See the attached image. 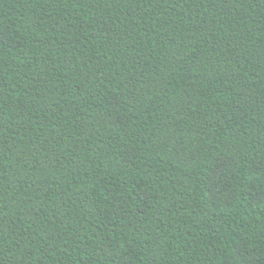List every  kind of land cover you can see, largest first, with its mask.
<instances>
[{
    "label": "trees",
    "instance_id": "trees-1",
    "mask_svg": "<svg viewBox=\"0 0 264 264\" xmlns=\"http://www.w3.org/2000/svg\"><path fill=\"white\" fill-rule=\"evenodd\" d=\"M0 264H264V0H0Z\"/></svg>",
    "mask_w": 264,
    "mask_h": 264
}]
</instances>
